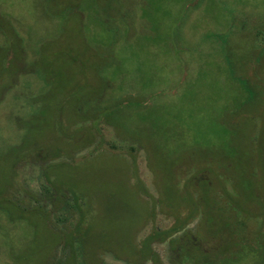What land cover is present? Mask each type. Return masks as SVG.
<instances>
[{"label":"rangeland","instance_id":"1","mask_svg":"<svg viewBox=\"0 0 264 264\" xmlns=\"http://www.w3.org/2000/svg\"><path fill=\"white\" fill-rule=\"evenodd\" d=\"M0 264H264V0H0Z\"/></svg>","mask_w":264,"mask_h":264},{"label":"trees","instance_id":"2","mask_svg":"<svg viewBox=\"0 0 264 264\" xmlns=\"http://www.w3.org/2000/svg\"><path fill=\"white\" fill-rule=\"evenodd\" d=\"M49 175H47V177H48ZM49 182H52V178H51V180L49 181ZM51 185H52V183H51ZM176 228H174V230H175ZM174 230H172V231H174ZM176 230H178V229H176ZM160 239V232H156L155 234L153 233V234H151L150 235V247H151V243L154 241V240H156V239ZM182 247H185V246H182ZM152 249V248H151ZM179 255H180V251H179ZM151 257L155 260L157 257H158V255L156 254V253H152L151 254Z\"/></svg>","mask_w":264,"mask_h":264}]
</instances>
